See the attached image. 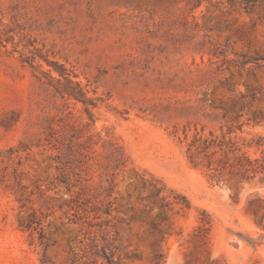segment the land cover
<instances>
[{"label":"rangeland","instance_id":"obj_1","mask_svg":"<svg viewBox=\"0 0 264 264\" xmlns=\"http://www.w3.org/2000/svg\"><path fill=\"white\" fill-rule=\"evenodd\" d=\"M55 67L96 107L62 99ZM195 132L261 159L264 0H0V264H264V170L211 180L186 159ZM109 142L128 161L107 197ZM143 174L190 209L166 220Z\"/></svg>","mask_w":264,"mask_h":264},{"label":"trees","instance_id":"obj_2","mask_svg":"<svg viewBox=\"0 0 264 264\" xmlns=\"http://www.w3.org/2000/svg\"><path fill=\"white\" fill-rule=\"evenodd\" d=\"M240 3L247 4L255 0H239ZM258 59H255L257 61ZM61 79L66 82L65 86L58 85L56 92L64 100H77L80 101L84 106L91 105L93 108L96 107L94 103L85 97V93L76 83H73L68 77L69 74L63 68L55 67ZM50 81L54 78L48 77ZM59 84V80H56ZM245 106H243L244 108ZM87 110V108H86ZM88 112V111H87ZM242 110L240 111V113ZM89 114V113H88ZM255 115L253 120H255ZM241 125H239V129ZM228 133H232V129H228ZM51 138H53L51 136ZM186 138V136H185ZM82 145V144H81ZM257 149L264 146L263 143L257 142L254 145ZM186 159L195 168L206 169L210 174L209 178L215 182L221 181L224 176H232L239 181H245L246 183L252 182L253 179L262 173L264 170V149L261 151V159H251L246 153L242 152V148L239 147L236 141L231 139H225V136H215L213 133H209L207 136L202 133L195 132L190 141L186 145ZM83 150L85 147L82 146ZM87 148V147H86ZM90 149V148H89ZM82 157H86L83 153H80ZM106 165L104 166L103 176L106 178V183L108 187L104 190L107 194L105 196L109 197L113 193V178L116 175L115 172L119 169L125 168L128 158L126 157L122 147L118 146L116 143L109 142L106 146ZM141 189L147 192L146 200L160 209L164 210L165 213L169 214L166 220L173 219L178 214L189 210V201L181 194L175 193L173 190H167L165 185L158 179L154 177L146 178L145 175L140 176ZM82 189V188H81ZM81 189L77 195H80ZM169 193H166L168 192ZM70 192V190H67ZM166 193V195H164ZM18 202L21 204V212L23 215L18 219V227L23 231L33 232L38 231L40 244H43L44 230L41 225V220L38 218L37 213L34 209H27L23 211L25 203L27 202L24 198H19ZM113 202H108L103 210L101 207H95L92 209L97 214L109 215L110 208ZM100 211V212H99ZM86 212V209H83ZM200 231L202 234H206L210 226V222L206 218L201 219ZM159 243L164 239L166 233L159 231ZM156 261L155 264H161L163 260V255L157 251L154 257Z\"/></svg>","mask_w":264,"mask_h":264}]
</instances>
